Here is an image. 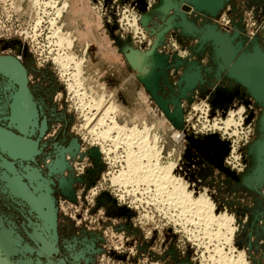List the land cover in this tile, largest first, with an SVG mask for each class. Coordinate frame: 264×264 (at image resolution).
Wrapping results in <instances>:
<instances>
[{"label":"rangeland","instance_id":"1","mask_svg":"<svg viewBox=\"0 0 264 264\" xmlns=\"http://www.w3.org/2000/svg\"><path fill=\"white\" fill-rule=\"evenodd\" d=\"M180 1L0 0V57L24 67L33 103L25 136L18 85L0 70V264H264V102L223 56L264 58V0L215 12ZM57 29L82 60L77 94L74 66L64 75L55 61ZM129 56L164 64L168 114ZM100 97L141 136L101 141L87 108Z\"/></svg>","mask_w":264,"mask_h":264},{"label":"water","instance_id":"2","mask_svg":"<svg viewBox=\"0 0 264 264\" xmlns=\"http://www.w3.org/2000/svg\"><path fill=\"white\" fill-rule=\"evenodd\" d=\"M194 8V10L209 9L212 12H215L219 9L222 0H189ZM183 2V0L180 1ZM180 4L173 5L176 11L180 15ZM181 16V15H180ZM225 56V67L228 68L229 74L234 78L238 83L245 87L255 99L260 100L262 97L264 102V58L262 57H239L236 58L234 54L224 53ZM148 57L145 56L141 59L134 56H129L128 61L132 68L136 69L140 80L145 83L147 87H152V95L155 102L163 109V111L168 114L166 101L162 100V94L157 85V79L161 75L164 77L163 84L164 88L170 87V82L167 79V73L165 71V66L163 63L151 57V71L148 70L147 62ZM160 68L161 73L157 74L156 70ZM0 70L10 73L13 75L17 85H18V94H17V104H16V113L18 117V122L23 128V134L27 135V119L29 114L33 111V103L31 98V93L28 88V78L27 73L24 67L12 57H0ZM143 73H148L150 80L148 78L144 79ZM179 115L176 111V115ZM179 119V118H178ZM16 145H13L12 157H18L21 154L20 151V141L21 138L12 137ZM256 146L254 147V153Z\"/></svg>","mask_w":264,"mask_h":264},{"label":"bare ground","instance_id":"3","mask_svg":"<svg viewBox=\"0 0 264 264\" xmlns=\"http://www.w3.org/2000/svg\"><path fill=\"white\" fill-rule=\"evenodd\" d=\"M185 0H183L184 2ZM186 1H189V0H186ZM181 2V4L183 3ZM190 2V1H189ZM191 3V2H190ZM63 8L65 6H62ZM62 9V8H61ZM60 10L57 11V14L58 16H60V12H62ZM186 12H190L192 9L191 7H188L185 9ZM184 10V11H185ZM54 23V22H53ZM52 23V24H53ZM55 38H56V46L58 48L57 50V56L55 58V61L57 62V64L60 65L61 69H62V72L64 73V75H67L68 71L70 70L71 66L70 65H73L74 68H72V70H75V74H72V75H68V81H71V84H69V90L70 91H73V93H76L79 91V88H80V82H79V78L81 77V65H82V60L80 61H76L77 59L72 56V55H67V53L65 51H67L68 49L71 48L72 46V42L68 39V36L66 34H62L61 31H59V29H57V31L55 30ZM54 36V35H52ZM52 38V37H51ZM224 53H230V54H233L231 52H224ZM224 56V55H223ZM138 58V57H137ZM225 56H224V63H225ZM151 71V69L149 70ZM148 74V73H146ZM197 76V75H196ZM150 78V77H149ZM164 79V78H163ZM81 89V88H80ZM80 92V91H79ZM77 94V93H76ZM82 96V95H81ZM84 97V96H83ZM261 99V98H260ZM98 100V99H97ZM263 100V99H262ZM83 101V100H82ZM88 103V102H87ZM90 105H89L87 108H89L88 110L89 111H92V110H96V113L93 114L92 116V120H91V125H93V127H100V128H105L106 131H102V132H97L98 133V136L100 138L101 141H105L109 138V134L112 133V132H115L116 135H117V138H116V141H118L119 143L118 144H121L120 142H125V140L127 141H130V140H133L134 137L136 136H141V133L139 131H136L135 128L133 129H125L124 127H120L118 126L116 123H115V120L113 118H110V113L113 112V108L111 106V103H110V100H107V101H104L103 98L101 99V97L99 98L98 101H90ZM83 108V107H82ZM81 109V108H80ZM82 110V109H81ZM112 114V113H111ZM87 121L90 122V120L88 119ZM21 125V124H20ZM111 125V126H110ZM23 130V128H22ZM94 130V129H93ZM143 134V133H142ZM97 136V135H95ZM94 136V137H95ZM122 138V139H121ZM155 138V137H154ZM111 139V138H110ZM141 139V137H140ZM143 139V138H142ZM109 140V139H108ZM155 140V139H154ZM127 141V142H128ZM137 142V141H136ZM112 143V142H111ZM114 144V143H113ZM131 145V143H129ZM108 145V144H107ZM136 149V147H135ZM131 151V150H130ZM159 151V150H158ZM153 152V150H152ZM136 153V152H135ZM149 153V152H148ZM155 153H149L150 157L151 156H156ZM131 156L129 157L128 156V160H127V163H128V168H129V174L133 175V173L135 172L136 170V167H137V170L140 166V164H137L136 162L138 160V158L134 157V155L130 154ZM147 155V154H146ZM136 156V155H135ZM141 158V157H140ZM157 158V157H155ZM136 160V161H135ZM142 164V163H141ZM143 168V166H142ZM156 168V167H155ZM158 168V167H157ZM136 170V172H137ZM169 170L170 168H158V172H162L161 174H163V176H167V174H169ZM146 177V176H145ZM144 177V178H145ZM169 178V177H168ZM171 178V177H170ZM130 179V178H129ZM167 179V178H165ZM127 181V178L123 175H120L118 178H117V181L116 182H121L120 184L122 183H125ZM168 182V181H167ZM151 183V182H150ZM161 186V185H160ZM173 186V185H172ZM126 187V186H125ZM179 195V194H178ZM182 195V194H181ZM175 198V197H174ZM185 200V201H184ZM182 201L183 203L189 201L188 198H182ZM191 204V203H190ZM194 206V210L196 211V213H203L205 215V217H207L206 215H209L211 211V205L206 201V200H203V199H200V200H197L196 202H193L192 204ZM184 209V208H183ZM209 213V214H207ZM210 216V215H209ZM222 218V217H221ZM209 219V218H208ZM224 219H225V216H224ZM228 219V218H226ZM210 220V219H209ZM219 220V219H218ZM218 220L214 221V222H217ZM230 220V219H229ZM222 221V220H220ZM225 222V221H224ZM219 223V222H218ZM225 230V229H224ZM228 240V239H227Z\"/></svg>","mask_w":264,"mask_h":264}]
</instances>
